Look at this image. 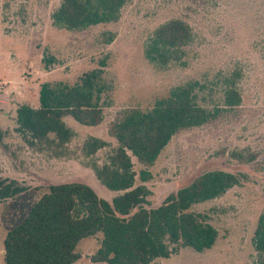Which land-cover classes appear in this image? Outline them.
<instances>
[{"label": "rangeland", "instance_id": "rangeland-1", "mask_svg": "<svg viewBox=\"0 0 264 264\" xmlns=\"http://www.w3.org/2000/svg\"><path fill=\"white\" fill-rule=\"evenodd\" d=\"M60 2L0 0V182L23 189L0 198V264L7 232L23 221L51 184L84 182L109 201L117 195L98 182L81 157L79 147L86 138L109 143L94 156L102 164L117 146L108 129L119 112L149 109L189 81L199 82L202 104L216 106L221 102V74L232 70L239 74L241 105L172 137L147 168L152 176L145 183L151 192L145 206L161 205L207 171L242 173L245 179L222 196L192 207L219 232L211 249L182 247L149 264H259L253 239L264 207V0H129L118 21L81 31L53 25L52 13ZM173 18L188 22L195 39L186 48L184 65L158 69L145 59L143 45L159 25ZM101 61L106 62L104 77L112 87L105 96L102 122L90 127L64 118L76 134L70 148L78 158L56 159L28 146L17 132V109L37 108L43 83L73 84L85 72L100 68ZM235 153L255 160H238ZM133 161L139 173L143 167ZM102 237L98 233L81 240L76 248L81 258L73 264H107L91 261Z\"/></svg>", "mask_w": 264, "mask_h": 264}, {"label": "trees", "instance_id": "trees-1", "mask_svg": "<svg viewBox=\"0 0 264 264\" xmlns=\"http://www.w3.org/2000/svg\"><path fill=\"white\" fill-rule=\"evenodd\" d=\"M128 1L61 0L52 13V22L56 28L71 31L114 23ZM112 39L110 35L107 41ZM194 39L193 27L183 19L173 18L150 34L143 54L158 69L184 65L186 48ZM105 66L106 62L101 61L100 68L85 72L73 84L43 83L39 106L22 105L17 109V132L25 143L52 158H78L70 148L76 134L64 118L70 116L90 127L102 122L105 96L112 89L104 77ZM238 75L236 70L221 74V102L213 107L200 102L199 82L189 81L172 88L149 109L119 112L108 129L117 146L102 164L94 156L109 143L96 136L86 138L79 147L81 157L88 161L85 164L98 182L117 195L109 201L84 182L51 184L23 221L7 232L4 264H73L81 257L76 252L80 241L98 233L103 237L91 256L93 263L149 264L158 258H169L182 247L197 252L211 249L219 232L205 214L194 212L192 207L222 196L241 184L245 175L223 170L204 172L169 194L161 205L147 208L151 192L145 183L152 176L147 168L174 135L210 123L241 105ZM233 157L244 162L255 160V156L242 159L236 153ZM133 159L143 167L139 173ZM22 191L14 183L11 186L0 182V198ZM253 245L259 264H264V207Z\"/></svg>", "mask_w": 264, "mask_h": 264}, {"label": "crops", "instance_id": "crops-1", "mask_svg": "<svg viewBox=\"0 0 264 264\" xmlns=\"http://www.w3.org/2000/svg\"><path fill=\"white\" fill-rule=\"evenodd\" d=\"M81 258V257H80ZM3 259H4V250H3ZM79 260V259H78ZM162 264H168V263H162Z\"/></svg>", "mask_w": 264, "mask_h": 264}]
</instances>
